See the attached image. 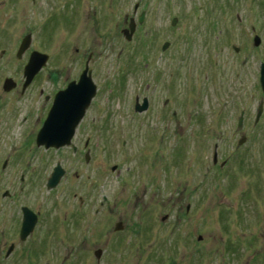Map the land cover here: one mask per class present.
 <instances>
[{"label": "rangeland", "instance_id": "374dc122", "mask_svg": "<svg viewBox=\"0 0 264 264\" xmlns=\"http://www.w3.org/2000/svg\"><path fill=\"white\" fill-rule=\"evenodd\" d=\"M28 34L49 55L39 77L49 93L92 55L97 91L78 142L90 137L92 155L38 145L36 100L0 95L1 208L30 200L50 219L79 196L97 206L107 196L112 210L97 223L122 221L124 232L98 225L97 264H264V0H0V39L12 49ZM24 63L0 57V80ZM137 97L147 110L136 111ZM58 163L60 182L40 187Z\"/></svg>", "mask_w": 264, "mask_h": 264}, {"label": "flooded vegetation", "instance_id": "af4514ba", "mask_svg": "<svg viewBox=\"0 0 264 264\" xmlns=\"http://www.w3.org/2000/svg\"><path fill=\"white\" fill-rule=\"evenodd\" d=\"M127 18L128 17L125 18L126 22H128ZM32 39L30 45L20 54L18 52L23 38L19 43L15 44L12 49L7 46L10 40L4 38L0 39V45L3 46L0 49V57H9L10 54L13 53L19 59H26L28 63L32 53L34 51H39L37 49H31ZM91 56V54L88 56L85 67L87 64L89 67ZM25 66L26 64L24 63V68ZM24 68L21 76L15 77L12 75H5L0 80V95L7 98L15 96L19 99H35V102L38 103V113L30 112V114L36 116L37 121H45L56 93L66 87H62L56 92L49 93L45 87L39 85L41 70L28 84H25L26 77L24 75ZM89 70L91 69L89 68ZM7 78H12L14 83V86L9 90L4 88ZM167 101L168 100H166V102ZM84 117L77 125L72 142L68 147L72 149L75 155L83 156L88 163L92 155L90 137L84 140L83 148L81 147L80 149L78 144V142H80L79 130ZM6 165L7 164H5V166ZM42 166L39 168L40 171H37L40 172V174L43 170L44 173L45 171L48 172V165L42 164ZM36 175L40 176L37 173ZM20 179L23 181L25 179L24 175H22ZM48 181L49 175L45 173L43 179H41L40 187L42 184L48 187ZM6 192L4 195L9 196L10 192ZM8 200L10 203H6L2 208L0 207V262L15 260L16 264H97V262H100L103 253V250L96 246L98 225L103 233L108 236L112 235L111 237L117 236L120 238V235L124 232V224L122 221L116 222L113 226V222L106 217L101 223H97V213L102 210H106V212L109 213L112 210V208L109 207V199L107 196H103V200L99 204L100 206H97L92 198L88 199L79 196L76 199L77 203L73 204L71 208L63 209L64 205L60 206V208H58V215L50 219L46 217L49 211V208L46 206L39 203L35 205L34 202H30V200L29 202H22L23 199L16 197H12ZM53 210H57V208H52V211ZM118 224L121 226V229H117ZM30 227L31 229L28 230ZM97 250H101L99 257L96 255ZM48 253L52 258L45 257Z\"/></svg>", "mask_w": 264, "mask_h": 264}, {"label": "water", "instance_id": "95a60500", "mask_svg": "<svg viewBox=\"0 0 264 264\" xmlns=\"http://www.w3.org/2000/svg\"><path fill=\"white\" fill-rule=\"evenodd\" d=\"M137 5H135V9ZM143 19V14L140 15L139 21ZM177 18L172 20V25H175ZM136 28V22L133 18L129 20L128 27L123 29V33L127 40L131 39L132 34ZM32 35H26L21 43L19 54L25 50L31 43ZM261 39L258 35L254 36L255 45H259ZM169 46V42L166 41L162 45V50H165ZM238 50V47H235ZM49 55L40 51H34L24 68V75L26 77L25 84H28L38 71L47 63ZM260 83L262 91L264 93V62L261 63L260 70ZM14 86L12 78H7L4 84L5 89H11ZM97 91L96 84L92 79V70H89L88 64L81 73L78 80L69 82L66 88L58 91L54 97L53 104L50 108L47 119L44 121L43 126L37 136V144L44 145L46 148L56 147L59 148L64 145H70L72 138L75 134L76 127L80 120L84 117V114L89 107L93 97ZM149 107V101L147 97L143 98L142 103L139 101V97L136 98L135 109L138 112L147 110ZM263 110V101L259 104L257 118L259 119ZM239 118V126L243 123V113ZM244 139V138H243ZM243 139L239 141L242 143ZM217 159V150L215 148L214 161ZM116 166L113 167L115 169ZM65 170L58 163L51 173L48 181V188H54L60 182ZM7 193V192H6ZM27 221V219H26ZM31 227L28 229L30 230ZM117 229H121L119 226ZM101 250H97L96 255L99 257Z\"/></svg>", "mask_w": 264, "mask_h": 264}]
</instances>
